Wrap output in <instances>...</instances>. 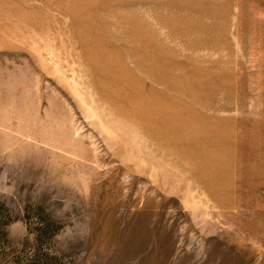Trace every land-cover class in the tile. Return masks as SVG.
Wrapping results in <instances>:
<instances>
[{"label":"rangeland","instance_id":"1","mask_svg":"<svg viewBox=\"0 0 264 264\" xmlns=\"http://www.w3.org/2000/svg\"><path fill=\"white\" fill-rule=\"evenodd\" d=\"M0 264H264V0H0Z\"/></svg>","mask_w":264,"mask_h":264}]
</instances>
